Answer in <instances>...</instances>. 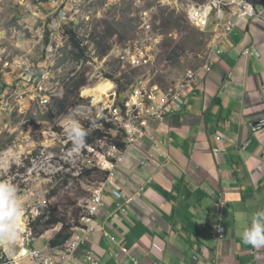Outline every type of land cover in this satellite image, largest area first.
Masks as SVG:
<instances>
[{
  "label": "crops",
  "instance_id": "crops-1",
  "mask_svg": "<svg viewBox=\"0 0 264 264\" xmlns=\"http://www.w3.org/2000/svg\"><path fill=\"white\" fill-rule=\"evenodd\" d=\"M253 4L251 17L228 8L211 16L210 71L115 153L121 159L97 191L103 205L75 230L80 241L66 264H264V247L241 240L264 209V1ZM50 232L21 237L6 257L39 264L30 251L48 254Z\"/></svg>",
  "mask_w": 264,
  "mask_h": 264
},
{
  "label": "rangeland",
  "instance_id": "rangeland-1",
  "mask_svg": "<svg viewBox=\"0 0 264 264\" xmlns=\"http://www.w3.org/2000/svg\"><path fill=\"white\" fill-rule=\"evenodd\" d=\"M203 1L0 0V147L6 145L0 181L16 185L24 200L21 223L31 237L29 223L40 214L83 215L86 200L102 186L92 168L106 169L112 158L110 139L74 143L70 125L85 129L135 88L169 91L205 63L208 27L189 19ZM69 28L87 48L85 58L72 49ZM81 76L87 84L72 90L71 78ZM102 81L110 82L107 94L87 89ZM67 94L75 105L59 111L55 99Z\"/></svg>",
  "mask_w": 264,
  "mask_h": 264
},
{
  "label": "built area",
  "instance_id": "built-area-1",
  "mask_svg": "<svg viewBox=\"0 0 264 264\" xmlns=\"http://www.w3.org/2000/svg\"><path fill=\"white\" fill-rule=\"evenodd\" d=\"M225 8L230 9L231 14L235 16L251 17L257 14L251 0H205L192 6L189 13L190 22L195 27L205 30L208 27L211 16L215 14L218 19H221L225 14ZM233 26L234 21L232 18H229L225 23L224 32L229 33ZM249 50L247 48L246 53H249ZM217 52H220V50ZM212 53L213 47H210L205 63L197 70H190L186 77L169 91H164L158 86L149 90L135 88L133 91L122 96L124 99H121V103L110 109L108 114L111 116V120L124 132L127 142L126 146L133 144L138 137L146 134L145 128L142 127H144L145 122L147 123V119H161L166 117L169 112L181 104L182 95L185 91L188 88H193L197 79L210 71ZM115 153H119V150L112 146L109 154L115 160H120V156ZM107 163L110 168L114 165V162L111 160L107 161ZM111 174L112 172L110 171L109 176ZM114 194L117 197L120 196L116 191H114ZM223 204V199L217 201L216 208L218 212L221 211ZM102 205L103 202L100 192H97L91 198L87 199L84 206L82 222H90L91 217L97 213ZM219 232L220 230L217 229L216 234ZM22 237H30V232L25 229ZM79 241L80 237L74 234L62 246L50 247L48 254L41 253L37 250H32L30 253L36 258L39 264H53V254L55 252L61 256V262L59 264H66ZM3 249L4 247H0V264H12L13 261L6 257Z\"/></svg>",
  "mask_w": 264,
  "mask_h": 264
},
{
  "label": "trees",
  "instance_id": "trees-1",
  "mask_svg": "<svg viewBox=\"0 0 264 264\" xmlns=\"http://www.w3.org/2000/svg\"><path fill=\"white\" fill-rule=\"evenodd\" d=\"M35 2H46L47 0H33ZM264 1V0H260ZM13 25V23H11ZM67 35L69 39V43L73 50H76L77 56L86 57V47L81 44V39L78 35V33L72 29H67ZM115 31H113L111 28H109V36L113 35ZM48 36V35H47ZM48 40V38L46 39ZM98 45L100 46V41H97ZM107 47H103L100 51L101 55H105L107 50ZM72 83V90L78 91L82 86H85L87 84V80L84 76H81L80 78L76 79L75 77L71 78ZM123 92L122 88H119L118 94ZM55 107L58 108L59 111H65L70 106L75 105V102L69 101L68 94L65 95L63 98H56L55 99ZM110 117L107 116V113L104 115L94 119L92 123H87L85 126V129H83L86 132V135L84 136L83 142L87 146H93L96 142L103 141L105 139H110L111 145L114 146L116 149L123 151L126 148V140H125V134L122 131L120 127H118L112 120L109 119ZM116 132V134H114ZM11 140H9L8 143H10ZM6 145H2L0 148H5ZM97 170L99 172V179L100 181H105L109 175L108 169H99L93 167L92 170ZM86 172H91V169L86 170ZM55 215H49L47 216V219H44L45 216L42 214L38 215L36 218L32 219L29 223V227L32 233V237H38L42 233L45 232V230H48L50 228H53L54 226H59L60 229L53 234L52 237L48 240V246L49 247H57L62 246L64 243H66L67 240H69L73 234L75 233L76 227L79 226L78 222L79 219L82 217V215H79V213L73 214L72 217H67L66 215L61 218H55ZM72 220V221H71Z\"/></svg>",
  "mask_w": 264,
  "mask_h": 264
},
{
  "label": "clouds",
  "instance_id": "clouds-1",
  "mask_svg": "<svg viewBox=\"0 0 264 264\" xmlns=\"http://www.w3.org/2000/svg\"><path fill=\"white\" fill-rule=\"evenodd\" d=\"M107 116H109L111 120V116L109 114ZM68 134L69 138L72 139L74 143L83 145L86 132L78 123L70 125ZM110 160L112 162L116 161L115 158H111ZM106 169L109 170L110 174L109 165ZM23 210L24 200L18 195L16 185L10 181H0V247L12 249L19 240L21 234L19 218ZM241 240L243 243L251 245L253 248L259 249L264 247V209L255 212L251 216L250 223H248L241 232ZM28 251L29 250L26 249V252Z\"/></svg>",
  "mask_w": 264,
  "mask_h": 264
},
{
  "label": "bare ground",
  "instance_id": "bare-ground-1",
  "mask_svg": "<svg viewBox=\"0 0 264 264\" xmlns=\"http://www.w3.org/2000/svg\"><path fill=\"white\" fill-rule=\"evenodd\" d=\"M110 86V82L109 81H102V82H98V84L92 88H87V89H94L98 92L99 96H102L104 94H107V90ZM21 220H23L22 216L19 218V226H20V238L22 239V234L25 231V227L23 226V224L21 223Z\"/></svg>",
  "mask_w": 264,
  "mask_h": 264
},
{
  "label": "water",
  "instance_id": "water-1",
  "mask_svg": "<svg viewBox=\"0 0 264 264\" xmlns=\"http://www.w3.org/2000/svg\"><path fill=\"white\" fill-rule=\"evenodd\" d=\"M24 252H26V250Z\"/></svg>",
  "mask_w": 264,
  "mask_h": 264
}]
</instances>
